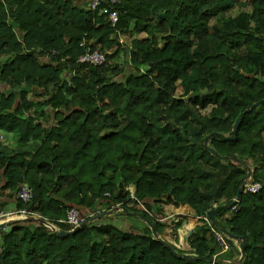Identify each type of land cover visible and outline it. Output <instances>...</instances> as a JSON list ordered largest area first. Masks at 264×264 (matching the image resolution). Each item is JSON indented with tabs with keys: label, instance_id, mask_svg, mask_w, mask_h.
Masks as SVG:
<instances>
[{
	"label": "trees",
	"instance_id": "obj_1",
	"mask_svg": "<svg viewBox=\"0 0 264 264\" xmlns=\"http://www.w3.org/2000/svg\"><path fill=\"white\" fill-rule=\"evenodd\" d=\"M116 1L111 28L79 0H0V134H15L18 144L0 141V193L13 212L31 205L65 232L60 221L71 208L87 219L119 206L136 225L93 222L61 238L38 222L14 223L0 229V264H264V0ZM118 35L130 45L119 46ZM83 38L106 53L103 66H75ZM189 104L212 106L208 120L219 130L206 135L216 156L204 147L207 125L184 136L175 127L192 117ZM193 141L197 160H212L211 174L196 176L189 159L167 162ZM246 181L263 189L241 194L230 213ZM21 185L32 191L29 204L14 200ZM127 188L145 211L128 206ZM161 205L186 209L169 226L155 210ZM210 210L228 253L217 254L197 219ZM184 221L198 227L182 248L176 226Z\"/></svg>",
	"mask_w": 264,
	"mask_h": 264
},
{
	"label": "built area",
	"instance_id": "obj_2",
	"mask_svg": "<svg viewBox=\"0 0 264 264\" xmlns=\"http://www.w3.org/2000/svg\"><path fill=\"white\" fill-rule=\"evenodd\" d=\"M79 1L86 3V6L89 10L91 11L98 10L102 15L106 16L107 23L111 28L116 27V24L118 22V14L114 9L117 3L116 0H79ZM117 44L119 46H124V47H128L130 45V43L126 42V38L123 35H118ZM79 47L82 49V53L75 60V66H88V67L96 68V67L103 66L106 63V53H103L98 49H92L89 43L87 44V42L84 40V38L79 44ZM47 56L51 59H54L58 57V53L55 51H49L47 53ZM71 73L73 74L74 71H71ZM1 140H2V137H0V141ZM262 189H263L262 184L254 183L251 181H246L242 185L241 194L256 195L260 193ZM125 190L129 194L128 201L129 202L135 201L137 205L139 206L140 204L137 202V200L134 197L133 189L127 188ZM104 197H109V195L104 194ZM32 198H33L32 191L26 185H21L19 190L16 192L14 196L15 201H19L23 204H29ZM232 202H234V205L230 207V210L233 213H237L239 211L240 199H233ZM118 207L119 206H116V208ZM215 207L216 206L213 205L212 208H215ZM140 209L145 211V209L141 205H140ZM90 216H93V215H90ZM17 218H32L35 220H39V222H43L46 225H51L46 220L42 219L39 215L32 213V212H27L26 210H22L19 212L0 210V223L7 221V220L17 219ZM197 219L200 220L205 225V227L209 230L210 235L212 236L217 246V251H218L217 254L221 255V254L228 253L231 250L232 246L230 245L225 235L221 234L220 232H218L212 227V223L208 215L204 214L202 216L197 217ZM84 220L85 219H81L79 217V213L76 209L71 208L66 211L65 218L62 221H60V223L68 226L71 230H73L79 227L80 224Z\"/></svg>",
	"mask_w": 264,
	"mask_h": 264
},
{
	"label": "rangeland",
	"instance_id": "obj_3",
	"mask_svg": "<svg viewBox=\"0 0 264 264\" xmlns=\"http://www.w3.org/2000/svg\"><path fill=\"white\" fill-rule=\"evenodd\" d=\"M244 6H246V4H243L241 6V8H239V9L245 8ZM236 9L238 10V8H236ZM237 13H238V11H234V12L231 11V14H237ZM212 23H213V21L210 22V24H212ZM130 41H131V38L128 39V37H127L126 38V42L130 43ZM117 79H119V78H117ZM180 94H181V90H180V88H178L177 95H180ZM194 98H195V96L190 97L188 103H190ZM30 99H33V97H31ZM211 109H212V106H208L207 108H205L203 110H200V109H198L196 107H192L189 104L188 114L192 115V117L189 116L188 117L189 119H186V121L182 120V121H179L178 123H176L177 125L175 127L178 129L179 134L181 133L184 136V134H183V132H184L185 135H189V133H190V131L192 129H200L201 126H203V125H207L208 128L207 129H203V131L201 133V136L206 135L209 132V130L210 131L211 130L212 131L219 130L217 126L211 124L209 122V120H208V115L210 114ZM42 111L45 112V113H48L49 112V108H44L43 107ZM192 118H194V119H192ZM102 134H103L102 136H107L110 133L109 134L108 133H102ZM165 134L166 133H164L163 137H167V135H165ZM208 136H209V134L206 135L205 137H208ZM263 137H264V133H263ZM1 141L3 142V145L5 144L4 142H7L5 138H2ZM208 142H209V140H208ZM208 142H207V144H208ZM184 145H185L184 143L179 144L176 148H174L173 151L169 152V158L167 159V162L168 163L171 162L176 157H181L183 159H189L192 162V167L194 169V172H195L196 176H204L207 172H209L208 174H211V172H212V160L209 161L210 165L209 164H203L201 161L197 160L202 155L200 149L196 147L197 143L196 142L194 143L195 147L194 148L192 147L193 149L191 147H187V148L183 147ZM164 200H165V198L162 199V202H164ZM213 205H216V204H213ZM128 206H130V207H133V206L139 207L135 201H130ZM160 207H161L160 210H158L159 208H157V207L155 208V210L157 212H159V213H163L164 214V213L167 212V210H169V206H167V205H161ZM105 209L106 208H104L102 210L106 211ZM109 212H110V214L108 216H105V217L99 219V221L98 220L95 221L94 224L95 223L98 224V225L110 224L112 226H119V225H122V224L131 223V224H135L136 225L134 220L130 221V220H127L125 217H123L122 214H121L122 212L114 211L113 209L109 210ZM230 213H233V212L230 211ZM97 214H99V213H97ZM92 215H96V214H92ZM98 225H96V226H98ZM141 225L139 224L137 226L141 227ZM167 230H165L163 237L165 238V240L169 239L172 242L173 241V237H172L173 234L171 232L168 233Z\"/></svg>",
	"mask_w": 264,
	"mask_h": 264
},
{
	"label": "water",
	"instance_id": "obj_4",
	"mask_svg": "<svg viewBox=\"0 0 264 264\" xmlns=\"http://www.w3.org/2000/svg\"><path fill=\"white\" fill-rule=\"evenodd\" d=\"M162 18H164V15L158 17V19H162ZM259 104H260V102H258L256 105H259ZM254 106H255V105H253V107H254ZM239 122H240V119H237V120L235 121L234 126H233V129H232V131H231L232 134L228 137V139L232 138V136L234 135V133H235V129H236V127L239 125ZM210 138H211V136H208V137L204 138V147L206 148V150H207L212 156H216V152H215L212 148L208 147V145H207V142H208V140H209ZM193 143H195V141H193ZM217 158L220 159L219 156H217ZM250 177H251V172L248 171V172H247V177H246V178L249 179ZM241 191H242V185L237 189V192H236V195H235V199H239V197H240V195H241ZM233 205H234V202H231L230 204H228L227 207L230 208V207H232ZM30 208H31V205H28L27 208H26V211L29 212ZM114 211H117V210L115 209ZM214 213H215L214 210H210V211H209V214H208V217H209V219H210L212 222H213V215H214ZM109 214H110V212L108 211V212H104V213H101V214L93 215V216L87 218L86 220H84V221L80 224L79 227H77V228H75V229H73V230H71V231H69V232H65V231H63V230H61V229L54 228V227L51 226V225H46V224H44L43 222H39V220H35V219H32V218L12 219V220L4 221V222L0 223V229L3 228V227H8V226H10V225H12V224H14V223L38 222V223H41V224L45 225V226H46L50 231H52L55 235H57V236H59V237H61V238H64V237H66V236H69V235L74 234V233H75L77 230H79L80 228H83V227H85V226H87V225H89V224H91V223H93V222H95V221H97V220H99V219L105 217V216H108ZM140 218L143 219L142 216H140ZM145 222H146L147 225H149V227H150L151 230H152V227H151L150 223H149L148 221H145ZM152 234H153L154 238H156V239L158 238L157 234H156L153 230H152ZM229 238L233 239V238L230 237V236H229ZM162 243L166 246V248L169 250V252H170L171 254L176 255L175 252L173 251V249L171 248V246H169V245H168L167 243H165V242H162ZM238 248H239V253H240V258H239V260L241 261V260L244 258V252H243L244 246H243V244L240 243L239 246H238ZM183 259H189V257H188V256H183ZM211 262H214V260H211Z\"/></svg>",
	"mask_w": 264,
	"mask_h": 264
},
{
	"label": "crops",
	"instance_id": "obj_5",
	"mask_svg": "<svg viewBox=\"0 0 264 264\" xmlns=\"http://www.w3.org/2000/svg\"><path fill=\"white\" fill-rule=\"evenodd\" d=\"M3 136V137H2ZM0 137L5 138L7 142H4L5 146L8 147V149L10 150H16L18 148V144L15 140V134H0ZM2 142V141H1ZM3 143V142H2ZM7 194V192L4 193H0L1 196H5ZM0 203L5 205L4 207H0V210L3 211H12L13 210V204L7 203V199L4 197H0ZM216 206V205H215ZM213 207V205H212ZM161 209V207L159 206V210ZM167 209V208H166ZM165 209V210H166ZM186 209L185 205H179V207L177 208H171L169 207V210H167L165 214L166 216V222L168 223V225L170 226L172 222H174L176 224L177 218L176 216L181 215V211ZM198 225L194 224L191 221H184L181 222V224L179 225V227L176 226V235H177V239H178V244L184 248L186 247V239L188 236L193 235L194 232L193 230L195 228H197Z\"/></svg>",
	"mask_w": 264,
	"mask_h": 264
},
{
	"label": "clouds",
	"instance_id": "obj_6",
	"mask_svg": "<svg viewBox=\"0 0 264 264\" xmlns=\"http://www.w3.org/2000/svg\"><path fill=\"white\" fill-rule=\"evenodd\" d=\"M117 211H119L117 208H115ZM115 209H113V210H115ZM30 212V211H29ZM91 217V216H90ZM86 220V219H85Z\"/></svg>",
	"mask_w": 264,
	"mask_h": 264
},
{
	"label": "bare ground",
	"instance_id": "obj_7",
	"mask_svg": "<svg viewBox=\"0 0 264 264\" xmlns=\"http://www.w3.org/2000/svg\"><path fill=\"white\" fill-rule=\"evenodd\" d=\"M17 219H22V218H17Z\"/></svg>",
	"mask_w": 264,
	"mask_h": 264
}]
</instances>
